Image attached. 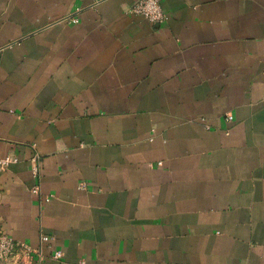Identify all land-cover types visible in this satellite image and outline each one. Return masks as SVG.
I'll use <instances>...</instances> for the list:
<instances>
[{"label": "crops", "instance_id": "crops-1", "mask_svg": "<svg viewBox=\"0 0 264 264\" xmlns=\"http://www.w3.org/2000/svg\"><path fill=\"white\" fill-rule=\"evenodd\" d=\"M135 1L0 0V230L53 237L28 264H264V0Z\"/></svg>", "mask_w": 264, "mask_h": 264}, {"label": "built area", "instance_id": "built-area-1", "mask_svg": "<svg viewBox=\"0 0 264 264\" xmlns=\"http://www.w3.org/2000/svg\"><path fill=\"white\" fill-rule=\"evenodd\" d=\"M100 0H96L99 2ZM129 13L142 15L146 17L150 22L161 24L168 20V15L163 8L162 0H136L129 9ZM74 23L78 22L77 18L71 19ZM232 116L229 115L228 119L232 120ZM19 158L14 155H6L0 158V174L7 170V168L15 163L19 162ZM32 172L35 177H40L41 174V162L40 155L35 153L31 159ZM82 187H86L85 183L81 184ZM33 191L35 193L40 192V187L36 186ZM49 198L47 197V201ZM53 237L50 235H42L41 243L38 248L31 246L30 244L18 241L5 231L0 230V264H28L34 257L37 256L38 261L41 263L46 255L43 252L44 244H51ZM52 258L61 260L63 252L56 250L52 255Z\"/></svg>", "mask_w": 264, "mask_h": 264}]
</instances>
